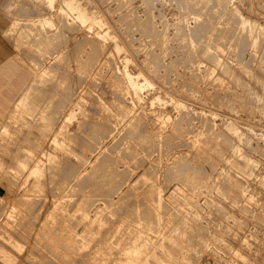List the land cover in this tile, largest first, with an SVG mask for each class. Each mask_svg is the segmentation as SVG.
I'll return each instance as SVG.
<instances>
[{
    "label": "rangeland",
    "instance_id": "obj_1",
    "mask_svg": "<svg viewBox=\"0 0 264 264\" xmlns=\"http://www.w3.org/2000/svg\"><path fill=\"white\" fill-rule=\"evenodd\" d=\"M31 1L0 264H264V0Z\"/></svg>",
    "mask_w": 264,
    "mask_h": 264
},
{
    "label": "crops",
    "instance_id": "obj_2",
    "mask_svg": "<svg viewBox=\"0 0 264 264\" xmlns=\"http://www.w3.org/2000/svg\"><path fill=\"white\" fill-rule=\"evenodd\" d=\"M5 9L8 16L6 18L0 16V121L7 118L13 111L21 94L25 91L22 90V83H27L22 81L24 72L20 70L15 59L4 58L11 52V48L6 46L7 40L15 36V44L19 51L24 54L31 51L28 56L32 58V65L37 71V47L38 45L45 47L48 37L51 36L43 33L39 27L44 19H50L46 17V14L51 12L48 6H37L31 0H6L2 5V10L5 11ZM43 51L45 50L40 49V52ZM23 77L26 78V75L24 74Z\"/></svg>",
    "mask_w": 264,
    "mask_h": 264
},
{
    "label": "bare ground",
    "instance_id": "obj_3",
    "mask_svg": "<svg viewBox=\"0 0 264 264\" xmlns=\"http://www.w3.org/2000/svg\"><path fill=\"white\" fill-rule=\"evenodd\" d=\"M207 1V0H206ZM189 2H190V0H189ZM215 3V2H214ZM211 4V3H210ZM200 5V4H199ZM227 6V5H226ZM208 7V6H207ZM206 7V8H207ZM216 7H217V5H216ZM214 9V8H213ZM219 9V8H218ZM223 11V10H222ZM203 13V12H202ZM201 14V13H200ZM241 16V15H240ZM212 18V17H211ZM227 19V18H226ZM233 19V18H232ZM230 20V19H229ZM203 22V21H202ZM206 24V23H205ZM68 25V24H67ZM70 27V26H69ZM251 27H252V23H251ZM67 28V27H66ZM249 28V27H248ZM208 29V28H207ZM204 30V29H203ZM202 31V29L200 30V32ZM202 34V33H201ZM183 35V34H182ZM197 35V34H196ZM208 35V34H207ZM216 36V35H215ZM199 38H200V36H199ZM199 40V39H198ZM140 97V96H139ZM108 117V116H107ZM102 129V128H101ZM222 132V131H221ZM53 139V138H52ZM171 146V145H170ZM227 150V149H226ZM200 153V152H199ZM215 157V156H214ZM121 163V162H120ZM72 168V167H71ZM70 169V168H69ZM72 170V169H71ZM76 171V170H75ZM65 172V171H64ZM50 174V173H49ZM67 174V173H66ZM71 174V173H70ZM206 174V173H205ZM85 175V174H84ZM141 176V175H140ZM107 179V178H106ZM48 180V179H47ZM89 180V179H88ZM87 180V181H88ZM241 181V180H240ZM128 182V181H127ZM96 183V182H95ZM91 186V185H90ZM97 187V186H96ZM98 189V188H97ZM150 197V196H149ZM122 200V199H121ZM175 211V210H174ZM175 215V214H174ZM148 219V218H147ZM143 222V221H142ZM184 236V235H183ZM146 237V236H145ZM211 245V244H210ZM255 245V244H254ZM179 246V245H178ZM7 250V249H6ZM109 255V254H108ZM197 257V256H196ZM83 259V258H82ZM7 260V259H6ZM84 260V259H83ZM5 261V260H4ZM139 262V261H138ZM102 263H104V261L102 262ZM14 264V263H13Z\"/></svg>",
    "mask_w": 264,
    "mask_h": 264
}]
</instances>
